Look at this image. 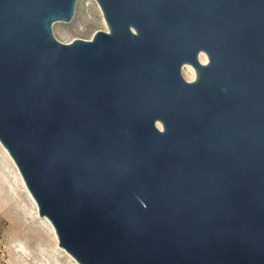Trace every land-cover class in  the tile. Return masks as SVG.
<instances>
[{"label":"water","instance_id":"95a60500","mask_svg":"<svg viewBox=\"0 0 264 264\" xmlns=\"http://www.w3.org/2000/svg\"><path fill=\"white\" fill-rule=\"evenodd\" d=\"M76 2L0 0V143L59 246L264 264V0H96L108 30L63 43Z\"/></svg>","mask_w":264,"mask_h":264},{"label":"rangeland","instance_id":"374dc122","mask_svg":"<svg viewBox=\"0 0 264 264\" xmlns=\"http://www.w3.org/2000/svg\"><path fill=\"white\" fill-rule=\"evenodd\" d=\"M99 30L107 31L108 27L96 0H77L71 21H58L52 26L54 36L63 43L90 40ZM183 75L189 80L184 70ZM4 149L0 143V264H16L12 252L22 256L21 264H56L47 250L58 252L65 264H76L77 261L69 254L75 260L72 261L59 246L51 222L39 215L37 203L33 197L35 203L31 200L21 183L18 167L5 149L11 160L8 161ZM18 244L23 245L24 251H20Z\"/></svg>","mask_w":264,"mask_h":264},{"label":"bare ground","instance_id":"6f19581e","mask_svg":"<svg viewBox=\"0 0 264 264\" xmlns=\"http://www.w3.org/2000/svg\"><path fill=\"white\" fill-rule=\"evenodd\" d=\"M200 59H201V61L203 63H207V61H208L207 56L205 54H203V53L200 55ZM183 70H184V74L186 76H189V81L195 80V76H196L195 75V70L191 67V65H189V64L185 65V67L183 68ZM4 152L6 154V157H7L8 161L10 162L11 160H10V158H9V156H8V154H7V152H6L5 149H4ZM19 178L21 179V183L24 186L25 192L29 195V197L31 198V200L34 202L32 196H31L30 192L27 190V188H26V186H25V184H24V182H23L20 174H19ZM18 246H19L20 251H22V250L24 251V247H23L22 244H18ZM60 250L63 251V252H65L61 248H60ZM46 253L50 257V259L52 260V262H55L56 264H65V263L62 262V259H61V257H60V255H59L58 252H52L50 250H47ZM66 255H68L70 257V259L75 262V260L68 253H66ZM11 256H12V260L14 261V263L21 264V262H22V256H20L17 253H14V252H12V255ZM75 263L78 264L77 262H75Z\"/></svg>","mask_w":264,"mask_h":264}]
</instances>
